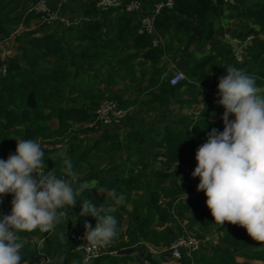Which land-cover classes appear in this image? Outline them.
Wrapping results in <instances>:
<instances>
[{
	"label": "trees",
	"instance_id": "obj_1",
	"mask_svg": "<svg viewBox=\"0 0 264 264\" xmlns=\"http://www.w3.org/2000/svg\"><path fill=\"white\" fill-rule=\"evenodd\" d=\"M38 1L0 0V41L9 38L20 24L30 27V16L23 19L19 13L25 3L34 5ZM90 1L91 6L81 10L71 9L70 1L62 5L61 14H66L64 9L73 10L71 14H75L76 19L69 17V25L62 27L59 33L31 29L14 36L20 51L0 64V158L15 151V140L36 139L45 152L44 171L55 168L60 176L63 174L65 157L71 160L73 170L77 173L79 168H93L92 161L99 154L116 157L125 149L128 152L124 161L126 165L121 163L117 167L122 173L109 182L101 183L94 192L90 191L88 198L104 208L111 200L131 202L132 194L139 191L141 200L132 203L142 208L134 216L133 227L127 230L125 241H122L125 234L122 231L123 219L111 212L118 221V234L112 239L117 245L114 250L119 252L126 249L141 238L154 247L162 245L168 248L181 231L178 226L176 233L169 226L161 230L155 228L157 216L160 222L166 220L159 201L164 198L170 204L174 200L173 195L186 192L189 185L185 183L176 191L172 186L167 187L166 182L176 176V172H185L195 162V151L206 140L207 133L212 128L222 131L223 123L206 117V109L197 119L195 116L180 117L177 128L168 125L162 129L157 128L154 133L131 128L120 138L116 126L99 125L94 110L105 98L116 100L110 95V88L118 78H125L129 89L139 85L142 91H163L166 99L163 98L160 105L165 106L168 105V95L185 93L182 91L188 85L186 80L183 81L185 78L203 82L201 78L211 73L218 81L228 65L245 70L255 77L258 88L264 87V38H261L264 33V0H173L171 8H162L154 15L153 33L139 32L141 18L153 16L155 4L166 0H136L140 4L138 12L125 9L127 4L135 0H117V7L107 9L97 7L98 0ZM219 18L242 21L232 30L236 39H243L250 34L255 36L248 46L243 63L233 62L230 51L220 45L195 64L192 55L184 47L181 50L185 56L184 79L169 85L158 76H150L146 82L140 83L134 61L141 59L150 67H155L160 63V56L170 48L166 46L164 50L159 46V41L153 45L155 34L169 35L168 45L172 40L182 43L186 38L200 46L211 40L214 22ZM132 39L133 47L125 50ZM213 56L227 60L216 66L211 64ZM191 64L193 68L189 67ZM204 66L207 71L202 74L199 71ZM101 84L102 90L98 87ZM155 99L157 97L151 99V102ZM151 102L148 104V101L141 100L138 103L142 106L146 104L150 110H158ZM118 103L121 108L129 109ZM210 112L222 114L223 108L215 105ZM90 123L95 126L89 127ZM156 141L163 147L156 154H161L165 166L162 170L149 173L144 162L146 146ZM187 174L197 186L199 178ZM78 183L76 178L73 186L78 187ZM102 188L115 189L116 198L102 193ZM10 200L11 195L0 197V214L10 211ZM65 210L79 214V203L71 209L66 206ZM87 222L94 227L96 220L87 216ZM219 229L222 235L218 245L209 251L190 252L188 257L182 256L179 264H251V260L264 262V250L250 248L253 240L242 227L233 231L230 224H225ZM20 235L24 242L21 258L24 259L36 254V249L30 246V240L35 237L44 238L38 252L48 258L47 264H65L76 246V242L62 228L47 232L34 229ZM61 250L66 252L57 257ZM135 253L134 258V252L102 255L80 264H129L132 261L137 264L142 259L149 264H157L144 251ZM236 257L244 261L237 262ZM36 261L31 260V263Z\"/></svg>",
	"mask_w": 264,
	"mask_h": 264
},
{
	"label": "clouds",
	"instance_id": "obj_2",
	"mask_svg": "<svg viewBox=\"0 0 264 264\" xmlns=\"http://www.w3.org/2000/svg\"><path fill=\"white\" fill-rule=\"evenodd\" d=\"M224 70L215 101L223 108V130L207 133L195 151L191 176L199 178L196 190L204 193L214 222L242 227L253 241L264 243V94L245 70L232 65ZM15 141V151L0 158V197L11 195L10 211L0 214V264H20V233L51 230L84 191L73 186L77 173L69 158H63L62 175L55 168L45 172L41 144L32 138ZM100 191L116 198L115 189ZM85 216L96 223H84V241L104 245L117 236L118 221L110 209L87 198L79 206V217Z\"/></svg>",
	"mask_w": 264,
	"mask_h": 264
},
{
	"label": "crops",
	"instance_id": "obj_3",
	"mask_svg": "<svg viewBox=\"0 0 264 264\" xmlns=\"http://www.w3.org/2000/svg\"><path fill=\"white\" fill-rule=\"evenodd\" d=\"M70 1V3H69ZM47 6L49 5L51 10L55 13V19L52 21H49L47 23L51 24V27H53L52 31H46V33H59L62 30V27H67L65 22L61 20L59 17V13L61 12V9H63L62 5L65 2L69 3V6L72 5L71 0H45ZM32 4L25 3L23 8L20 11V16L23 15V13L28 10ZM91 6V1L86 0L84 3V6L81 8H88ZM27 7H29L27 9ZM73 9V8H71ZM78 9V10H81ZM67 10V9H64ZM77 10V9H73ZM68 12V11H67ZM27 17L30 16L29 19V26L32 24L30 23V20L32 19H40L39 15H29V12H27ZM61 15V14H60ZM64 17V15H62ZM63 19V18H62ZM72 19H76L72 18ZM219 22H214L213 26V36L211 40L208 42L201 44L198 46L196 42H189L186 38L183 39L182 43L177 42L176 40H172V42L169 43V35L166 34H155V40L159 41V46L163 47V49L166 46H169L166 52H164L160 57V63L155 67H150L149 64L144 63L141 59H137L134 61V66L136 67V76L139 78L140 83H144L147 81V79L150 76H158L162 81L168 82L169 85L170 78L175 75L178 72H182L185 74V66H184V59L185 56L181 50L185 47L187 49V52L192 55V58L195 60V64H198V61L200 59L206 58L209 53H211L212 49L216 46H223L225 49H228L231 52L236 48V38L232 35V30L240 25L242 21L237 19H223L219 18ZM35 26V25H34ZM31 29L33 30H40L42 32H45L44 30L39 29L38 26H35ZM134 39L130 41L128 46L125 47V50H129L133 47ZM165 50V49H164ZM20 51V46L15 42L13 38L9 39L5 44L0 45V64L10 56H14L18 54ZM229 59V58H228ZM226 58H222L219 56H213L211 60V64L218 66L219 64H223L226 62ZM189 67L193 68V65L191 64ZM197 69V68H194ZM207 68L204 66V68L199 72H206ZM198 72V73H199ZM203 74V73H202ZM186 77V76H185ZM203 82L195 81V80H188L185 78L183 81H187L188 85L184 86L182 91L185 92L182 95H168V105H160V101L163 100V96L166 94L156 89L154 90H148V91H142L139 87V85H133L130 89L128 87V84L126 82L125 78H118L116 79L115 84L110 88V95L115 96L116 100L119 101L122 105H124V108H129L127 111V114L125 118L119 123V125L116 126V132L119 135L120 138H122L128 130L131 128L137 129L139 131H143L144 133H154V131L157 128H164L165 126H171V127H178L177 121L180 117L185 116H195L197 119L199 115L203 111H206L208 109V112L206 114V117L209 119L215 120L216 122H222L220 117L222 114L218 113H211L210 110L213 106L217 105L215 103L217 96V84L218 81L212 76L211 73H208L204 75L202 78ZM102 84L98 87L102 90ZM120 87V89H119ZM260 92L264 94V87L259 88ZM157 97V100H153L151 102V99ZM166 99V98H165ZM201 99V100H200ZM148 101V104L153 105L158 110H150L149 107L145 104L144 106L139 105L138 102L140 101ZM205 105V109L203 105ZM231 118V117H230ZM96 132L93 134L95 135ZM149 148V149H148ZM147 150H150L153 152L154 155H157V161L161 163V165L164 167L165 163L160 153L156 154V151H162L163 147L158 141L148 143L146 146ZM146 155V154H145ZM128 152L123 149L120 151V153L116 157L106 156L102 153L97 156L92 161L93 168L83 170L82 168L78 169L77 172V180H79L78 187L83 188L84 191L80 193L79 196H77V202L79 203V199L81 196L84 197V199L88 198V193L90 191H95L97 188L100 187L101 183H106L117 176H119L122 171L120 169H117L118 165L121 163H124L125 158H127ZM151 155H147L145 157V161L151 164ZM124 165H126L124 163ZM128 165V164H127ZM172 171L174 170L171 168ZM176 172V171H175ZM176 180L179 182V187L175 188L176 191L181 188V185L188 184L189 188L186 192L177 193V197L175 198L170 204L167 203V199L161 198L159 201V204L163 207V215L166 217V220L163 222H160L158 220V216L156 217L155 221V228L157 230H161L167 226L171 227L172 231L176 233L177 228L179 227V234H187L192 237H196L201 241L200 250L201 251H209L212 247L218 245L219 238L221 237L222 231L219 229L222 225L229 224L228 222H223L222 225L219 223L214 222L213 217L210 214L209 209L206 207L205 204V196L204 193L198 192L196 190V185L193 182V179L190 178V176L182 171V172H176ZM179 173H182L179 174ZM99 185V186H98ZM170 186V185H169ZM168 187V185H167ZM183 187V186H182ZM181 190V189H180ZM137 194V195H136ZM132 201L141 200V193L135 191L131 196ZM169 200V199H168ZM130 203L132 205V209L130 213H123V212H117L118 210L114 204H117L118 202H123L121 200H114L112 205L113 207H107V205L104 208H108L111 210V212H114L117 216L122 217V231L126 234L127 230H131L134 224V216L137 214L138 211L142 208V206L139 208L134 203ZM125 202V201H124ZM168 204V205H167ZM80 206V203H79ZM59 211V210H58ZM68 212H74L71 210H65ZM76 213V212H74ZM126 219H129V222L126 221ZM87 222V216L80 217V221H74L72 222H63L60 227L58 225H54L52 230H56L59 228H62V230H65L68 236H70V233L76 231L83 230L84 232V223ZM59 224V223H56ZM230 228L233 231H236V229H240L241 227L237 225L230 224ZM123 236V240H126L127 234ZM177 235V234H176ZM37 240L38 245L37 247H34L35 249H39L42 247L43 244V237H35L30 240V246L32 240ZM144 240L141 238L140 240H136L134 245L122 249L120 251L129 250V253L134 252L132 254L133 258L135 257V252H141L140 250H136V246L140 245L142 247V250L148 254L151 255L156 261L157 264H179L178 261H175L169 251L167 246L162 247V245H159L158 247H154L146 242H143ZM253 249H263L264 250V243L262 242H256L252 241ZM111 249H115L117 247L116 242L111 240L110 242L106 243ZM76 247V246H75ZM66 251L61 250L59 253H57V257L63 256V254ZM39 253V252H38ZM128 254V253H127ZM84 258V252L81 250H78L74 248L71 251V256L68 259V261L65 264H80L83 263ZM142 258V257H141ZM26 260V259H25ZM22 260V261H25ZM145 259H142L140 263L137 264H143ZM237 262H243L244 259L241 257H236ZM31 261L21 263L20 264H30ZM251 264H264L263 261L260 260H251ZM129 264H136L135 261H132V263L129 262Z\"/></svg>",
	"mask_w": 264,
	"mask_h": 264
},
{
	"label": "built area",
	"instance_id": "obj_4",
	"mask_svg": "<svg viewBox=\"0 0 264 264\" xmlns=\"http://www.w3.org/2000/svg\"><path fill=\"white\" fill-rule=\"evenodd\" d=\"M232 2L233 0H229ZM173 4V0H166L165 2L155 4L153 9V16H143L141 18V28L139 32L146 31L147 33H153L154 31V15L158 14L162 8H171ZM119 5V1L117 0H98L96 2V6L101 9H107L110 7H117ZM128 12H138L140 10V4L138 1H131L126 5L125 8ZM39 15V18L42 19L43 22H49L55 19V13L51 10L49 6H47L45 0H39L35 3L31 10H29V14ZM63 21V19H61ZM68 24V22H65ZM30 27H26L24 24H20L19 27L10 34L9 38L3 39L0 41V45L7 42L9 39L14 38L15 35L19 34L21 31H29ZM261 38H264V33L261 35ZM255 36L250 34L244 36L243 39H236L237 46L231 52L230 59L235 63H243L247 55V49L250 43L253 42ZM158 41L154 39L153 45H157ZM4 69L2 70V72ZM184 73L178 72L173 75L169 82L171 85H175L180 80L184 79ZM127 109H123L119 106V103L114 99L105 98L94 110L96 114V119L99 122V125L102 127H113L119 125V123L125 118L127 114ZM89 127H94V123H90ZM8 156V155H7ZM4 157V159L7 158ZM196 166V161L188 166L185 169L186 173H192ZM82 237H79L75 234H71L69 238L76 242V249L84 252L83 262L88 261L91 258H96L102 255H116L117 250L111 249L108 245H91L89 242L84 241ZM201 241L196 237L189 236L187 234H180L176 236L168 246V251L171 257L175 261H179L182 256L188 257L190 252H196L200 250ZM49 262L46 256L40 255L36 262H32L31 264H47ZM143 264H148V261H144Z\"/></svg>",
	"mask_w": 264,
	"mask_h": 264
},
{
	"label": "rangeland",
	"instance_id": "obj_5",
	"mask_svg": "<svg viewBox=\"0 0 264 264\" xmlns=\"http://www.w3.org/2000/svg\"><path fill=\"white\" fill-rule=\"evenodd\" d=\"M72 2V5L70 6L71 8L73 9H81L83 6H84V3L86 2V0H71ZM33 7V5L29 8L27 7L28 10H26L23 15H22V18L25 19L27 17V12H29V10H31ZM63 11V9H61V12ZM66 12V14L64 15V17L62 16L61 12L59 13V17L62 19L63 18V22H68V24H66V26L69 25V17H73L75 18L76 15L75 14H71V12H73V10H64ZM68 11V12H67ZM70 11V12H69ZM61 14V15H60ZM215 22H219V21H215ZM30 23L32 24V26L30 25L31 28H33V26H38L39 29L41 30H44V31H52L53 30V27H51L52 23L49 24V23H46V22H43L42 19H32L30 20ZM34 26V27H35ZM34 29V28H33ZM6 43V42H5ZM3 43V44H5ZM2 44V45H3ZM120 89V87H119ZM115 98V96H112ZM116 99V98H115ZM117 101V100H116ZM118 102V101H117ZM146 152V155L145 157L148 155H151V164H149L148 162L145 161V158H144V162H145V167H146V170L149 172V173H152L156 170H162L163 169V166L161 165V163L159 161H157V155H154L153 152H151L150 150H147L145 151ZM142 159H143V156H142ZM182 175V173H179ZM169 185L172 186V188H177L179 187V182L176 180V176L170 178L167 182H166V186ZM139 192V191H137ZM137 195V194H136ZM177 197H180V196H177V194L173 195V199L177 198ZM79 199V203L81 204V202L84 200V197L81 196ZM114 200H111L108 204H107V207H113L112 203H113ZM123 202H118L117 204H114V206H116V208L118 210H116L117 212H123V213H130L131 212V209H132V205L130 203H126L124 202V200H121ZM72 222L74 223V221H80V217H79V214L77 213H74V212H68V215H65L63 217L60 218L59 220V224H55V225H58V227H60V225L63 224V222ZM127 222H129V219H126ZM62 223V224H61ZM77 233L72 232L70 233L71 234H75L79 237H82V235L84 234L83 230L80 231H76ZM69 234V233H68ZM198 239V238H197ZM31 245L33 247H37L38 245V241L35 239V240H32L31 241ZM136 250H140V251H143L142 250V247L140 245H137L136 246ZM36 254L34 257H30V258H27L26 260L24 258H21V263H25V262H29L31 260H36L40 257V253H38V249H36ZM22 260H25V261H22Z\"/></svg>",
	"mask_w": 264,
	"mask_h": 264
},
{
	"label": "water",
	"instance_id": "obj_6",
	"mask_svg": "<svg viewBox=\"0 0 264 264\" xmlns=\"http://www.w3.org/2000/svg\"><path fill=\"white\" fill-rule=\"evenodd\" d=\"M130 251L129 250H125V251H121L119 252L120 254H123V253H129Z\"/></svg>",
	"mask_w": 264,
	"mask_h": 264
}]
</instances>
